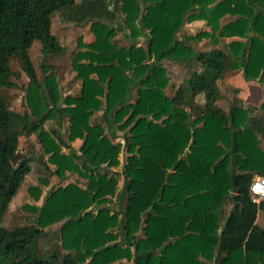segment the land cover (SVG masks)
<instances>
[{
	"label": "trees",
	"instance_id": "16d2710c",
	"mask_svg": "<svg viewBox=\"0 0 264 264\" xmlns=\"http://www.w3.org/2000/svg\"><path fill=\"white\" fill-rule=\"evenodd\" d=\"M117 1L113 26L103 19L112 10L104 0H0V90L14 86L11 57L28 78L24 112L11 110L0 92V223L34 159L18 153L20 136L35 133L36 158L46 156L51 174L75 172L86 180L84 187L50 190L38 208L22 205L36 212L33 223L0 225V264H264L258 223L264 202L251 201L249 191L252 176H264V102L258 114L235 98L226 112L215 105L217 81L228 70L264 83V0ZM56 11L70 22L90 21L93 40L70 58L80 80L76 96L60 95L52 71L38 79L29 57L33 42L43 57L61 50L50 32ZM196 20L202 29L178 37L184 23ZM118 30L127 45L115 41ZM141 36L144 45L137 43ZM163 61L188 73L171 94ZM200 95L202 103L194 99ZM98 111L104 125L90 122ZM63 119L67 142L43 127ZM232 128L236 193L227 153ZM116 130L122 143L112 141ZM75 139L78 153L69 144ZM121 147L123 184L115 193L110 169ZM112 196L117 210L105 206ZM53 224L58 249L40 253L37 241Z\"/></svg>",
	"mask_w": 264,
	"mask_h": 264
},
{
	"label": "rangeland",
	"instance_id": "374dc122",
	"mask_svg": "<svg viewBox=\"0 0 264 264\" xmlns=\"http://www.w3.org/2000/svg\"><path fill=\"white\" fill-rule=\"evenodd\" d=\"M82 0H75V3H80ZM109 7H112L111 14L103 17L104 20L112 23L113 26L118 25V8L119 2L117 0H104ZM227 18H224V21ZM90 21H82L74 23L64 19L60 11H56L51 16L50 32L55 36L60 46V51L56 54L43 57L40 52V45L37 42H33L29 48V57L33 64L36 76L41 79L43 75L52 71L56 83L58 85L59 93L61 96L72 95L76 96L80 89V80L75 78V72L70 66V58L73 52L77 49V46L93 40V34L89 29ZM204 24L200 20H196L190 23H184L181 29L178 31V37L190 36L202 29ZM115 41L119 45H127L129 42L122 34L121 30H118L115 36ZM138 45H144V38L141 36L137 40ZM194 48L197 46L199 49L203 47L202 43L191 42ZM162 64L166 67L170 75V86L166 89L167 94H171L174 89L179 85L182 79L187 77V70L179 65L171 63L169 61H163ZM9 66L13 72L11 80L14 86L8 89H1L0 92L8 100V106L11 110L22 113L26 109L24 107V94L27 85L28 78L25 72L21 68L20 61L16 57H11L9 60ZM43 68L45 71L43 72ZM220 94L215 101V105L222 111H227L230 102L233 98L237 100L242 106L253 108V113H259V107L264 102V83H258L256 81H245L241 75L240 70H228L224 77L217 81ZM195 101L198 103L203 102V97L196 96ZM185 110H188L187 103L182 106ZM91 123L99 122L104 125V122L100 116V111L95 112L90 118ZM43 127L46 130L54 128L58 131L63 141H66V133L68 122L63 119L60 125L54 121H46L43 123ZM116 137L112 138V141H119L122 143L121 131L116 130ZM71 147L78 153V148L81 144V139H75L69 142ZM260 147L264 149V135L260 138ZM63 152H67V149L62 147ZM18 153L21 155L32 156L34 159L29 163L30 171L25 174L20 182L17 191L8 203L7 209L2 217L1 226L6 228H12L20 224H31L36 218V212L30 209L21 208L22 205H28L38 208L44 198L48 195L49 191L58 187L64 186L68 183H75L81 187L86 185V180L81 178L75 172H66L63 178L51 174V165L45 167L44 161L46 156H42V160H37L36 157L41 155V148L37 142L35 133L31 132L26 136H20L18 139ZM126 153L123 147L118 155V164L110 169V174L114 175L117 179L115 193L118 191L122 184V165ZM79 164L78 160H75ZM41 179H45V183L41 182ZM30 186H34L35 189L28 190ZM38 191L37 197L33 196ZM112 210L118 209V202L115 197H110L109 201L105 204ZM96 206L90 207V210L95 212ZM258 223L264 224V214L259 213ZM58 225L53 224L45 228V234L37 241L36 248L38 252L45 254L52 249H58ZM121 242V238H118ZM123 264H132L131 260L123 261Z\"/></svg>",
	"mask_w": 264,
	"mask_h": 264
},
{
	"label": "built area",
	"instance_id": "2783aa9c",
	"mask_svg": "<svg viewBox=\"0 0 264 264\" xmlns=\"http://www.w3.org/2000/svg\"><path fill=\"white\" fill-rule=\"evenodd\" d=\"M251 201L258 203L264 202V176L253 175L249 184Z\"/></svg>",
	"mask_w": 264,
	"mask_h": 264
},
{
	"label": "water",
	"instance_id": "95a60500",
	"mask_svg": "<svg viewBox=\"0 0 264 264\" xmlns=\"http://www.w3.org/2000/svg\"><path fill=\"white\" fill-rule=\"evenodd\" d=\"M235 129L232 128L231 133V145L230 148L227 150V153L230 155V186H231V193H236V181H235V167H234V156H235V141L233 137Z\"/></svg>",
	"mask_w": 264,
	"mask_h": 264
}]
</instances>
